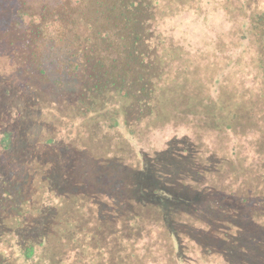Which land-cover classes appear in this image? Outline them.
Masks as SVG:
<instances>
[{
  "label": "trees",
  "instance_id": "1",
  "mask_svg": "<svg viewBox=\"0 0 264 264\" xmlns=\"http://www.w3.org/2000/svg\"><path fill=\"white\" fill-rule=\"evenodd\" d=\"M9 91L0 264H264V0H0Z\"/></svg>",
  "mask_w": 264,
  "mask_h": 264
},
{
  "label": "rangeland",
  "instance_id": "2",
  "mask_svg": "<svg viewBox=\"0 0 264 264\" xmlns=\"http://www.w3.org/2000/svg\"><path fill=\"white\" fill-rule=\"evenodd\" d=\"M16 96L17 94L14 92V91H9L8 94L3 95L0 93V103H2L4 100H16ZM18 101H15V104L17 103ZM19 106V105H18ZM21 108V106H19ZM12 128L15 130V132H18L19 130H21L22 128H24V122L23 121H19V122H14L12 124ZM19 137V138H18ZM18 137L15 139L14 137V146L13 147V151L15 152V154H17V150L20 149V148H23V149H27V141L25 140L24 136L20 134L18 135ZM227 140V138H225ZM21 150V149H20ZM52 150L49 151L50 155L56 159L59 163V161H63L64 158H63V152H62V149L61 148H58L56 152H53ZM56 154V155H54ZM59 169L61 170V168L59 167ZM48 205V204H46Z\"/></svg>",
  "mask_w": 264,
  "mask_h": 264
}]
</instances>
